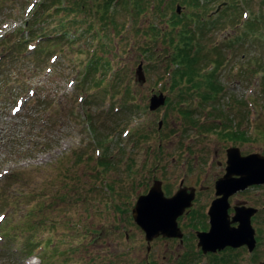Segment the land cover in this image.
<instances>
[{
  "label": "rangeland",
  "instance_id": "374dc122",
  "mask_svg": "<svg viewBox=\"0 0 264 264\" xmlns=\"http://www.w3.org/2000/svg\"><path fill=\"white\" fill-rule=\"evenodd\" d=\"M240 1L243 0L233 1L229 7L235 22L241 19L243 8L250 15L264 11L263 0H247L246 7ZM40 2L9 1L0 9V38L9 36L10 42L18 43L19 51L6 56L3 52L13 44L0 47V215L7 216L6 227L3 228L4 224L0 230V264H175L170 260L173 238L154 239L148 251L146 234L133 220L130 209L139 196L148 194L155 180L169 198L186 176L185 184L195 187L199 178L205 177L204 165L211 164L215 156L213 170L222 172L221 165L226 162L230 147H238L243 156L264 154V89L261 75L256 73L260 64L264 68V18L259 37L248 43L244 52L240 48L231 53L224 64L220 79L226 92L200 110L195 104L197 99L179 104L180 92L171 85L164 56L158 59L154 54H164L167 46L160 39L147 41L136 35L135 25L123 29L129 21L123 7L115 16L118 27L111 24L109 30L100 31V39L94 38V29H87L86 22L93 17L77 14L73 17L82 22L77 27L80 35L77 39L64 43L49 40L41 45H58L52 49L47 46L49 53L40 50L32 55V51L25 49L27 33L14 31L32 20ZM228 3L221 4L220 9ZM30 4L33 9H28ZM178 4L183 6L181 14L203 12L189 11L182 3H176L174 11ZM217 7V4L210 7L207 13L216 14ZM62 17L63 14L52 15L40 27L54 35L53 27ZM158 17L147 13L137 28L145 29L151 20L164 25L165 20ZM230 23L224 25L225 29L200 36L204 54L216 60L214 45L227 38L235 41L239 29ZM22 50L31 54H20ZM151 52L152 59L148 57ZM94 55L109 63L107 76L118 73L121 83L119 89L109 88V77L108 80L104 77L105 81L95 86V93L89 97L96 104L92 112L97 118L103 114L104 118L99 120L114 127L108 153L94 148L93 134L81 119L83 109L74 104L76 95L88 96L84 92L89 87L83 93L79 90V94L75 87L79 89L77 81L82 76L79 72L89 61H95ZM52 56L55 57L50 61ZM141 62L146 77L143 83L135 80ZM128 85L132 86L134 96L127 97H132L139 109L122 121L113 114ZM159 92L170 103L154 112L149 108L150 99ZM50 102L54 106L44 110ZM70 108L75 110L72 112ZM178 110L193 111L198 123L206 126L220 124L228 117L235 119L247 131L246 139L232 141L214 131L198 130ZM161 120L163 125L158 129ZM234 124H230L233 129ZM104 155L112 156L113 160L107 172L98 163V158ZM14 174H18L15 182H9ZM209 193L202 191L200 197ZM250 195L256 196L257 192ZM28 210L31 213L25 217ZM32 235L41 245L27 259L25 243ZM186 250L182 248L183 253Z\"/></svg>",
  "mask_w": 264,
  "mask_h": 264
},
{
  "label": "trees",
  "instance_id": "16d2710c",
  "mask_svg": "<svg viewBox=\"0 0 264 264\" xmlns=\"http://www.w3.org/2000/svg\"><path fill=\"white\" fill-rule=\"evenodd\" d=\"M9 1L14 2L15 0H1L0 9L1 5L3 6L5 2ZM200 1L201 0H41L36 11L33 13L32 20L30 22H25L24 27L17 28L14 33H27L29 39L26 42L25 49L27 51L28 49L32 51V55H35L40 50H42L41 53H49V49H52L54 46L58 45V43L52 44L51 46L47 45L49 49L47 46L44 47L41 45L42 43L48 42L49 40L53 41L54 39L59 40L60 43H64L65 41L75 40L80 36L78 34V28L82 22L80 18L73 17V15L92 16L93 19L86 22L87 29H94L96 32V37L94 38L100 39V31L109 30L111 24L116 28L118 27L115 16L118 9L123 7L127 10L126 16L128 17L127 20H129L125 23L123 29H127L128 27L131 29L132 26L135 25L136 35L144 39L146 38L147 41L160 39L167 46L164 54L160 52H155L154 54L158 56V59L161 55L164 56L163 62L167 63L166 73L169 75L171 85L173 88H178L180 92L178 97L179 104L195 102L197 99L198 102H195L197 108L205 110L206 106L210 105L214 100L218 99L222 93L226 92V87L221 83L220 72L224 64L229 61V55L238 51L240 48H242L244 52L245 46L248 43H253V40L259 37L257 33L264 18V11H261L258 15H250L247 13V17L244 20L241 18L235 22V17L229 13V7L232 6L233 1L236 2L237 0H230V3L227 2L229 0H203L202 3H200ZM224 2L228 3V5L223 7L217 14L207 13L210 7L216 4L219 6ZM176 3L186 5L189 11L192 9H199L203 10V12L196 10L195 14L183 13L179 15L176 9L174 11V5ZM262 3L264 4V0ZM240 4H244V7H246L248 2L247 0H243L240 1ZM243 9L245 11L246 8ZM147 13L152 14V17L154 15L158 17L157 15H159L160 17H158V19L163 18L165 20L164 25L157 24L151 20V23H148L145 29H138V23ZM169 13L170 18L168 17ZM56 14H63V17L58 21V25L53 27V31L55 30L56 34L50 35L45 29L40 27V23L47 22L52 15ZM93 20H97V22ZM227 22H231L230 25H233V28L239 29V35L235 37V41L232 39L228 41L227 38V41L224 40L221 43L215 44L216 60H214L212 56L209 57L203 53L201 45L202 39L200 36H203L205 32L210 33L216 29H225L224 25H227ZM67 26L74 29L66 31L65 28ZM58 27H60V29ZM10 41L9 36H5L3 41L0 42V47L13 44L10 49L3 52L6 56L19 52L17 49L18 43ZM33 42L37 44L33 45ZM98 43L100 46H103L102 41ZM32 46H34V49H31ZM139 48L141 49L140 45ZM26 50H22L20 54L26 52ZM152 52L148 55L150 59H152L151 56L154 55ZM30 54L31 53L26 52L24 55L29 56ZM93 57L95 61H93V63L89 61L83 69V71H85L83 72L81 70L79 72L82 74L81 79L77 81L79 89L75 87L77 94L80 93L79 90L83 93L85 87H89L90 89L88 92H84L88 96L84 97L82 94L76 95L74 104L80 105L83 109L81 119L83 124H88L87 129L93 134L91 142L93 141L94 148L98 147L102 149L103 152L108 153L110 151L114 127L110 124L106 125V120H99L100 117L104 118L103 114H98L97 118L96 114L92 112L96 104L89 97L95 93L93 91L95 86H99L105 81L104 77L106 78L108 75L107 72L109 73V63L107 61L103 62L101 56L94 55ZM256 73L261 75V86L263 85L264 89V68H262V64L258 66ZM109 75L108 87L119 89L121 83L118 78V73ZM196 77L203 80L198 81ZM130 95L134 96V93L132 91V86L129 87L128 85L123 89L122 98L115 106L116 109L113 115L118 117V119L122 118V121L125 120V117L135 115L136 109H139V105L135 103V100L132 99V97H127ZM167 103H170L169 100ZM47 106L53 107L54 103H48L44 110L47 109ZM97 109H99V107ZM70 110L72 109L70 108ZM73 110H75V108H73ZM179 112L189 125L195 126L198 130L201 129L203 132L214 131L221 135L223 139L232 141L246 139L245 133L247 131L244 130L241 123L239 124V121L236 122L235 119H229L228 117L226 120L222 119V123L220 124L214 122L213 125L210 126V124H208L206 126L204 123H198L197 114H193V111L181 110ZM219 113H222V111ZM219 119H221V116ZM231 123H236L234 124V129L232 125H230ZM122 130L123 128L120 131ZM141 130L142 129H139L138 131L140 132ZM256 131H259V129L257 128ZM98 163L103 172H107L110 167L113 166L112 156L104 155L98 158ZM17 175L18 174L12 175L9 177L8 181L15 182L14 177ZM29 211L30 210L24 214L25 217L29 216L31 213ZM6 219L0 226V230L6 227ZM4 224L5 226L2 228ZM25 244V246H27V249H24L25 256H27L26 258L33 256L41 245L40 242L33 238V235L26 240Z\"/></svg>",
  "mask_w": 264,
  "mask_h": 264
},
{
  "label": "flooded vegetation",
  "instance_id": "af4514ba",
  "mask_svg": "<svg viewBox=\"0 0 264 264\" xmlns=\"http://www.w3.org/2000/svg\"><path fill=\"white\" fill-rule=\"evenodd\" d=\"M228 150L227 160L221 165L222 172L216 173L213 170L215 156L211 164L204 165L205 177L199 178L195 187L185 184L186 176L178 183L177 191L171 192V196L183 189H187L189 194L194 192L191 206L186 208L177 220L184 238L171 237L174 244L172 252L170 251V260L175 264H264V195L260 194L264 192V184H255L246 190L233 191V187L224 189L221 186L218 189V183L225 179L228 173ZM255 154L264 155L258 152ZM217 163L220 165L221 162ZM232 178L239 179L240 176L233 175ZM202 191H210L209 196L200 197ZM252 191H256L257 195H250ZM220 200L223 208L218 211L215 218L213 212L217 206L216 202ZM200 201L202 203H199ZM135 206L130 209L132 217ZM247 220L252 235L236 234ZM217 224L221 225L222 233L207 237L206 245L201 244L200 235H210ZM182 248L187 250L183 253ZM148 251H151L150 244Z\"/></svg>",
  "mask_w": 264,
  "mask_h": 264
},
{
  "label": "water",
  "instance_id": "95a60500",
  "mask_svg": "<svg viewBox=\"0 0 264 264\" xmlns=\"http://www.w3.org/2000/svg\"><path fill=\"white\" fill-rule=\"evenodd\" d=\"M182 8L177 7L178 14H181ZM136 81L143 83L146 77L143 73V64L138 66L136 71ZM166 96L163 93L153 95L150 99V110L156 111L166 104ZM160 128L162 122H160ZM233 175L240 176L239 179H233ZM221 182L223 184H221ZM218 183V189L232 188L236 190H246L255 184H264V155L251 154L243 156L238 147H231L228 150V173L225 179ZM225 182V183H224ZM228 194V193H227ZM194 198V192L187 193V189L179 191L174 197L164 196L161 183L156 181L148 195L141 196L134 209V219L136 223L146 233V240L151 243L159 236L163 237H181L178 228V218L184 213L186 208L191 206ZM217 206L213 212V217L218 216V211L223 208L222 200L216 202ZM221 225L217 224L210 235L201 234V244L206 245L207 237L217 236L222 233ZM242 236L252 235L250 223L244 222L236 234Z\"/></svg>",
  "mask_w": 264,
  "mask_h": 264
}]
</instances>
